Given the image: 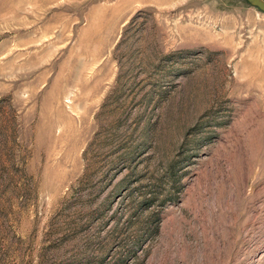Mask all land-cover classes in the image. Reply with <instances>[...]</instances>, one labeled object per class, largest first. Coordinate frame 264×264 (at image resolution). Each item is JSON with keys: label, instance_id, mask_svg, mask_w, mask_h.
<instances>
[{"label": "rangeland", "instance_id": "374dc122", "mask_svg": "<svg viewBox=\"0 0 264 264\" xmlns=\"http://www.w3.org/2000/svg\"><path fill=\"white\" fill-rule=\"evenodd\" d=\"M0 264H264V13L0 0Z\"/></svg>", "mask_w": 264, "mask_h": 264}, {"label": "water", "instance_id": "95a60500", "mask_svg": "<svg viewBox=\"0 0 264 264\" xmlns=\"http://www.w3.org/2000/svg\"><path fill=\"white\" fill-rule=\"evenodd\" d=\"M251 6L264 13V0H246Z\"/></svg>", "mask_w": 264, "mask_h": 264}]
</instances>
